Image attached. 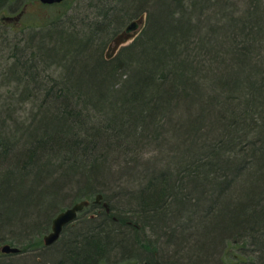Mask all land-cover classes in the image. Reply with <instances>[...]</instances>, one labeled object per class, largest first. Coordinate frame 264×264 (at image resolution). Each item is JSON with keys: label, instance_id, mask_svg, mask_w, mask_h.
<instances>
[{"label": "trees", "instance_id": "trees-1", "mask_svg": "<svg viewBox=\"0 0 264 264\" xmlns=\"http://www.w3.org/2000/svg\"><path fill=\"white\" fill-rule=\"evenodd\" d=\"M84 1L0 62V241L100 193L38 264H264V0Z\"/></svg>", "mask_w": 264, "mask_h": 264}, {"label": "rangeland", "instance_id": "rangeland-1", "mask_svg": "<svg viewBox=\"0 0 264 264\" xmlns=\"http://www.w3.org/2000/svg\"><path fill=\"white\" fill-rule=\"evenodd\" d=\"M85 5H86V2L84 0H65L61 3H54V4H45V3H42L40 0H12L11 3L8 2L4 4L3 6H1L0 7V35L3 34V36L0 37V39H3L4 41L0 42V62L2 61L3 58H5L8 55L9 52L13 53L15 51L14 48H15L16 43H19V47H24V42L27 39V37L34 35L35 32L39 33L41 30H45L46 29L45 27H48L50 24H53L52 22H56L57 24H60L62 23V20L63 21L67 20L68 17H75L78 19L82 15L86 14L87 7ZM10 17H13V18L11 19ZM146 17H147V13L137 15V17L133 20L135 21L137 20L140 23V26L138 27V29L131 32L125 38H122L123 40L119 44L116 43L115 38L114 40H111L110 44L105 49L106 53H108V55L110 56L109 52L114 47V50L111 51V55L116 54V52L119 49L123 48L126 45L131 44L133 40L135 39V37L141 32V29L143 28V24L144 22H146ZM125 28L126 26L122 27L119 33H123L125 31ZM4 42H7V43H4ZM9 46H12V47L10 48ZM13 61L14 60L11 61V64H13ZM1 90L5 91V88ZM5 96L6 95H3V97ZM2 103L3 104L5 103V99ZM95 204L101 205V202L95 203L94 201H90L89 203L90 206L89 205L85 206V209L79 212L78 217L74 221L66 225L60 238L51 245L46 246L44 244L45 236L49 234L50 232H52L53 220L56 218V216L59 213L54 215L53 217H50L44 223L40 224L38 229L36 230L38 231L40 228L39 232L37 233V237L42 238V242H43L41 244L42 246L40 249L20 252L16 254L2 253L1 247L2 245L5 244L4 242L6 240L13 239L12 240L13 242L9 244H12L14 246L15 245L22 246L23 245L22 243L27 244L26 241L33 240L32 237H34L33 234L35 233L31 234L32 237H30V240H29V235H26L27 237H24V238L20 237V238L15 239L14 238L15 236L13 235V233L7 234L6 237H4L3 240L0 241V263L12 261V262H16L15 264L17 263L18 264H27V263L31 264V263H34L35 261V263L38 264L39 262L37 261H42V259H44L43 258L44 253H46L48 250H51V251L57 250L58 245L61 244L62 240L64 241L66 238L69 237L71 231H75L77 228L82 227L83 225L82 223L84 221L86 220L89 221V218L92 219L94 216H96L94 212L97 210L98 207L94 206ZM72 206L73 205H69L65 207L63 210H66L67 208L72 207ZM87 207H89V209ZM103 207L106 208L107 211L110 210L109 205L107 204L106 206L103 203L98 213L103 211ZM231 246L228 249V251L233 250ZM155 250L157 249H152L150 253H152V256L154 257L155 260L156 259L158 260L161 256V253L159 254L158 252L160 251L157 250L156 252ZM58 256H60V254ZM221 256H220V264H236L230 260L231 256L229 252L223 253L224 257H221ZM121 264H143V263L138 261L135 258H131L126 261L125 260L122 261ZM173 264L175 263L173 262Z\"/></svg>", "mask_w": 264, "mask_h": 264}, {"label": "water", "instance_id": "water-1", "mask_svg": "<svg viewBox=\"0 0 264 264\" xmlns=\"http://www.w3.org/2000/svg\"><path fill=\"white\" fill-rule=\"evenodd\" d=\"M45 4H54V3H61L65 0H40ZM139 26V22L133 21L130 25H128L126 29L127 34H121L116 38V43L119 44L126 36L129 35V32L132 30H135ZM101 199H103L102 194H98L95 199V203H100ZM90 201L83 200L80 202L75 203L72 207L67 208L66 210L60 212L56 218L53 220L52 225V232L47 234L45 236V242L47 245L53 244L55 241H57L66 225H68L70 222L74 221L81 210L85 208V206H88ZM107 206V203H104ZM1 251L5 254H16L21 252V248L17 246H12L10 244H4L1 247Z\"/></svg>", "mask_w": 264, "mask_h": 264}, {"label": "bare ground", "instance_id": "bare-ground-1", "mask_svg": "<svg viewBox=\"0 0 264 264\" xmlns=\"http://www.w3.org/2000/svg\"><path fill=\"white\" fill-rule=\"evenodd\" d=\"M100 194V193H99ZM74 205V204H73ZM85 209V208H84ZM53 225V224H52ZM66 227V226H65ZM44 244L46 245V246H48L47 244H46V242L44 241ZM145 264H148V263H145Z\"/></svg>", "mask_w": 264, "mask_h": 264}, {"label": "flooded vegetation", "instance_id": "flooded-vegetation-1", "mask_svg": "<svg viewBox=\"0 0 264 264\" xmlns=\"http://www.w3.org/2000/svg\"><path fill=\"white\" fill-rule=\"evenodd\" d=\"M10 18L12 19L13 17H10ZM11 19H10V20H11Z\"/></svg>", "mask_w": 264, "mask_h": 264}]
</instances>
